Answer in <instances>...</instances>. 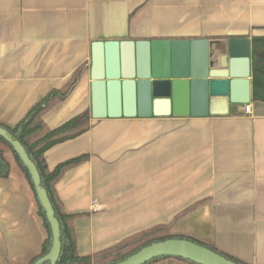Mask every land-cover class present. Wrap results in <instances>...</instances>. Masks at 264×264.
Segmentation results:
<instances>
[{
  "label": "crops",
  "instance_id": "obj_1",
  "mask_svg": "<svg viewBox=\"0 0 264 264\" xmlns=\"http://www.w3.org/2000/svg\"><path fill=\"white\" fill-rule=\"evenodd\" d=\"M204 39L223 48L234 40L249 53L248 104L230 105L227 115L203 105L192 113L187 96L168 116L150 105L93 118L95 42ZM255 40L264 53V0H0V124L16 126L87 66L69 97L43 115L51 130L90 115L89 131L45 154L49 170L89 156L56 185L65 212L80 215L79 256L169 225L171 235L264 264V102L253 99ZM0 150L10 165L9 177L0 178V264H30L47 230L14 153L2 143Z\"/></svg>",
  "mask_w": 264,
  "mask_h": 264
},
{
  "label": "water",
  "instance_id": "obj_2",
  "mask_svg": "<svg viewBox=\"0 0 264 264\" xmlns=\"http://www.w3.org/2000/svg\"><path fill=\"white\" fill-rule=\"evenodd\" d=\"M238 43L221 44L208 40L155 42H95L92 46V116H116L119 109L133 112L150 107L168 116L171 108L188 96L192 113L196 105L208 107L212 115H227L230 105L250 102V58L238 51ZM185 59L176 61V53ZM185 101V100H183ZM221 108L220 110H217ZM112 109V111H111ZM118 111V112H117ZM29 170L39 201L50 223L53 243L50 252L35 264L56 263L61 253L60 225L40 176L24 147L11 140ZM161 257L177 258L194 264H237L192 241L170 239L153 243L117 264H146Z\"/></svg>",
  "mask_w": 264,
  "mask_h": 264
},
{
  "label": "trees",
  "instance_id": "obj_3",
  "mask_svg": "<svg viewBox=\"0 0 264 264\" xmlns=\"http://www.w3.org/2000/svg\"><path fill=\"white\" fill-rule=\"evenodd\" d=\"M86 69L87 66H82L73 74L72 78L63 88L54 89L47 94L41 101L32 107L25 118L22 119L16 126L9 127L4 124H0V129L4 130L11 140L21 143L30 160L36 166L40 176V186L47 192L48 198L54 210L55 218L59 222L61 253L57 262L54 264H117L146 246L170 239H185L192 241L236 262L237 264H244L222 254L214 247L193 238L171 235L169 232V225H161L145 230L127 238L116 246L92 256H79L77 254V235L74 228V222L80 217V215H69L65 212L63 203L57 194L56 185L68 170L83 164L89 159V156L83 155L68 160L59 164L54 170H49L45 160V154L53 147L76 139L89 131L91 127L90 115L85 112L52 130L46 126L43 120V115L53 105L62 102L69 97L73 89L79 83L81 76L84 74ZM253 99L254 101L264 102V53L260 52L258 49V40H255L253 53ZM0 143L7 146L14 153L15 159L33 191L38 205V214L42 218L44 227L47 230V238L42 246L41 253L30 263L35 264L39 259L46 256L52 248L53 235L51 226L47 219L46 211L39 201L35 184L29 170L15 151L12 144L2 135H0ZM9 174L10 165L5 158L4 153L0 150V178L7 179ZM167 258L169 257L157 258L146 264ZM179 260L194 264L184 259ZM44 264L52 263L47 262Z\"/></svg>",
  "mask_w": 264,
  "mask_h": 264
},
{
  "label": "built area",
  "instance_id": "obj_4",
  "mask_svg": "<svg viewBox=\"0 0 264 264\" xmlns=\"http://www.w3.org/2000/svg\"><path fill=\"white\" fill-rule=\"evenodd\" d=\"M245 112H246V113H249V112H250V106H249V105H246V106H245Z\"/></svg>",
  "mask_w": 264,
  "mask_h": 264
}]
</instances>
